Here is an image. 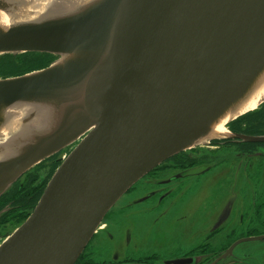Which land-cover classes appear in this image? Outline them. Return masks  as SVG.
<instances>
[{"label":"water","instance_id":"95a60500","mask_svg":"<svg viewBox=\"0 0 264 264\" xmlns=\"http://www.w3.org/2000/svg\"><path fill=\"white\" fill-rule=\"evenodd\" d=\"M31 52L58 58L0 79V124L16 103H52L54 119L0 160V193L70 150L0 264H74L130 187L204 141L264 76V0H95L0 30V56Z\"/></svg>","mask_w":264,"mask_h":264},{"label":"flooded vegetation","instance_id":"af4514ba","mask_svg":"<svg viewBox=\"0 0 264 264\" xmlns=\"http://www.w3.org/2000/svg\"><path fill=\"white\" fill-rule=\"evenodd\" d=\"M228 129L239 135L264 136V125L256 134L245 125L236 130L230 124ZM62 152L33 165L0 193V238L31 214L61 164ZM218 163L230 166L238 179L221 206L211 201L190 219L161 220L152 236L143 234V225L136 220H126L121 233L103 229L104 219L124 196L129 197L128 207L145 204L148 213L171 199L177 204ZM224 186L211 188L219 191ZM115 205L74 264H264V142L223 138L181 151L150 170Z\"/></svg>","mask_w":264,"mask_h":264},{"label":"bare ground","instance_id":"6f19581e","mask_svg":"<svg viewBox=\"0 0 264 264\" xmlns=\"http://www.w3.org/2000/svg\"><path fill=\"white\" fill-rule=\"evenodd\" d=\"M93 1L95 0H0V30L12 23L29 21L38 24L48 18L77 11ZM14 77L17 76L2 79ZM263 102L264 76L245 100L231 114L216 123L210 135L196 146L208 145L215 138L225 135L227 124L236 117L254 110ZM54 112L55 106L45 102L16 103L4 110V120L0 124V160L16 154L33 134L51 126ZM2 242L3 239L0 244Z\"/></svg>","mask_w":264,"mask_h":264},{"label":"rangeland","instance_id":"374dc122","mask_svg":"<svg viewBox=\"0 0 264 264\" xmlns=\"http://www.w3.org/2000/svg\"><path fill=\"white\" fill-rule=\"evenodd\" d=\"M23 54H26L25 57H23V59L36 57L38 55L42 56L44 54L52 56L53 59L51 60L50 63H48V65L52 64L58 58L57 56L47 54V53H32L31 52V53H23ZM18 55H20V54H18ZM16 64H18V62H16ZM47 66H45L44 68H46ZM37 70H40V69H37ZM24 74H26V73H24ZM2 78H6V77H0V79H2ZM263 107H264V102L261 103L254 110L249 111V112L237 117L236 119H234L233 121H231L229 124L226 125V130L229 131L228 125H230L232 122H234L238 118H240L246 114H249V113L259 112L262 110ZM221 151H225V150L222 149ZM64 153L65 152L61 153L60 159H63L65 157L66 154H64ZM229 167H228V169H229L228 170L227 165L218 163V165L216 167H214V169L210 170V175H208L205 179H203L201 181V183L198 182L196 185H194V188H192L191 191L186 193L183 196V198L180 200V202H178L177 204H174L173 199L168 200L166 202H162L161 206L157 210L151 211V213H148V206H146L145 204L144 205L139 204L135 208L128 207V206H130V204H129L130 200H129L128 195H126L108 213L107 217L104 219L105 220V226L103 227V229H106V230L108 229L111 231L113 230L112 231L113 233H114V231H115V233H117V232L121 233L124 226L126 225V222H127L126 220H133V221L136 220V221H139L141 225H143V228H144L143 234H145L147 232H151L150 234L152 236L153 233H156L157 227H158L159 223L161 222V220H172V219H175V217H179V218H176L175 220H183V219L187 220L188 218L190 219L195 211L201 210L207 203H209L211 201H213V203H214L213 206L217 205L219 207L224 202L227 195H229L230 192L232 191V189H234V185L237 184L238 179H236L235 175L233 176V171L231 174V169ZM231 178H232V182L230 181ZM222 179H223V181H222ZM224 183H225V186L219 191L214 189L215 186L213 188H211V186H213V185L224 184ZM139 186H140V184H138L137 187L140 188ZM226 186H228V187H226ZM146 190H149V188ZM146 190L144 192H142L141 194H138L137 196L143 195L146 192ZM151 207L149 209H151ZM162 211H164L163 214H161ZM214 211H216V209H214ZM109 220H113L112 223ZM140 220H142V221H140ZM153 221H154V223L152 224ZM15 228H12L11 231H9V234ZM147 234H149V233H147ZM7 236L1 237L0 240H2V239L4 240L5 237H7ZM118 236L120 237V235H118ZM189 238H191V236Z\"/></svg>","mask_w":264,"mask_h":264},{"label":"trees","instance_id":"16d2710c","mask_svg":"<svg viewBox=\"0 0 264 264\" xmlns=\"http://www.w3.org/2000/svg\"><path fill=\"white\" fill-rule=\"evenodd\" d=\"M25 55L26 54L0 56V77L18 76L44 68L53 59L52 56L46 54L23 59ZM16 62H18V64H16ZM231 124L236 130L242 129V126L245 125L251 134H256V132H258V130L264 125V111L261 115L259 112L246 114Z\"/></svg>","mask_w":264,"mask_h":264}]
</instances>
